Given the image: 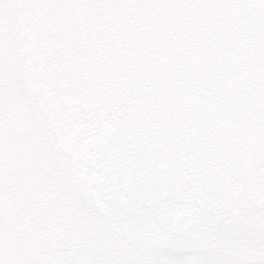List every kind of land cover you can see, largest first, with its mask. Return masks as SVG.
<instances>
[{
  "label": "snow or ice",
  "instance_id": "snow-or-ice-1",
  "mask_svg": "<svg viewBox=\"0 0 264 264\" xmlns=\"http://www.w3.org/2000/svg\"><path fill=\"white\" fill-rule=\"evenodd\" d=\"M0 264H264V0H0Z\"/></svg>",
  "mask_w": 264,
  "mask_h": 264
}]
</instances>
